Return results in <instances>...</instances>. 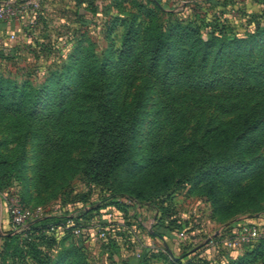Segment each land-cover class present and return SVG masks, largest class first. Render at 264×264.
Returning a JSON list of instances; mask_svg holds the SVG:
<instances>
[{
    "label": "rangeland",
    "instance_id": "rangeland-1",
    "mask_svg": "<svg viewBox=\"0 0 264 264\" xmlns=\"http://www.w3.org/2000/svg\"><path fill=\"white\" fill-rule=\"evenodd\" d=\"M183 5L43 0L20 20L0 22V49L18 47L15 58L0 55V72L11 86L31 92L29 113L39 118L35 140L28 141L25 128L0 118V152L7 159L0 160V202L8 211L16 199L46 214L59 208L75 214L81 228L79 235L30 234L11 224L0 234V264H264V242L230 249L225 240L232 231L224 230L235 216L231 222L264 223V113L231 144L222 143L228 134L216 135L264 107V0H201L195 10ZM35 19L37 38L31 39L24 28ZM203 20L216 24L210 46L209 32L201 39L194 30L175 31ZM156 38L169 47L158 67L150 62ZM99 80L118 111L143 94L131 164L112 184L92 181L81 163L95 144L91 87ZM193 143L227 146L225 157L238 167L187 176L199 145L177 163L165 160ZM102 230L106 235L98 237ZM11 231L19 242L4 260Z\"/></svg>",
    "mask_w": 264,
    "mask_h": 264
},
{
    "label": "trees",
    "instance_id": "trees-1",
    "mask_svg": "<svg viewBox=\"0 0 264 264\" xmlns=\"http://www.w3.org/2000/svg\"><path fill=\"white\" fill-rule=\"evenodd\" d=\"M160 0H155L158 2ZM201 0H189L188 3L184 4V9L190 8L191 10L197 9L199 7ZM39 19H35L32 23H29L25 26V32L27 36L32 37L31 39L37 38L36 35V27H38ZM203 23L194 27V24L187 26H177L175 31L179 29L183 32L181 36L188 35L186 32L188 29L194 30L196 36H200L203 38V33L209 32V36H207L208 46L212 45L216 36L212 35L216 24H214L213 20H203ZM202 27H205V31L202 30ZM219 33H223V30H219ZM130 34V33H129ZM180 36V37H181ZM214 36V37H213ZM161 37V35H160ZM175 44V43H174ZM153 51L150 62L154 67H158L159 60L161 59L165 51H168L169 47L166 43H164L160 38H156L153 43ZM17 45L11 47H4L0 49V55L3 58H15L18 55ZM160 57V59H159ZM166 60H169L166 58ZM10 78L6 77L0 72V118L8 117L11 119L13 126L18 128H25V132L28 133L27 136L29 138L26 140H35L33 136V124H36L39 121V118H36L35 111L29 113L32 109L34 110V105H30L31 100V92L27 91L25 88H20L15 85L11 86ZM105 82L99 80V83L93 85L92 88V120L89 123L91 126V135L94 137L93 146L87 152V154L83 157L81 163L83 166V170L87 176L91 178L92 181L100 183V184H112L116 182L121 174L124 172L126 167L131 164V149L133 140L136 134V125H137V114L142 107V97L143 94L140 93L138 96V100L135 101L131 106L117 110V106L114 104L112 100H110L105 92ZM208 82L197 83L198 86H205ZM31 108V109H30ZM264 113V107L255 108L250 114L240 117L232 128L223 129L219 128V131L216 132V135L219 134H228L225 139L222 140V143L226 142L227 144H231V139L236 136L238 133L242 134L246 129L251 128L252 126L257 127L259 121L262 118ZM92 124V125H91ZM23 127V128H22ZM237 128L238 131L235 134L230 135L231 129ZM254 133V132H252ZM238 134V135H239ZM32 135V136H30ZM193 143L190 147L186 148L184 151L175 152L172 155H169L165 158L168 162H179L182 159L183 154L190 152L192 153L198 145L199 149V161L195 158H191L187 163H190V170L188 175H192L196 173L197 170H205L214 171L215 174H223L225 171H231L236 169L238 166V162H230V158L225 157L224 152L227 151V146H217L216 148H210L209 144H197ZM0 160L4 162L7 161L5 154L0 152ZM237 163V164H236ZM56 167V164H51ZM189 165H187V169ZM214 175V174H213ZM121 187V185H119ZM118 196L121 195H129V197L137 196L134 192L131 191H123L117 190ZM138 197V196H137ZM235 217L228 219L225 223L233 221ZM69 219L74 220V226L67 227V221ZM79 220L75 214L69 213L67 211H62L60 213H51L47 214L41 218L32 220L29 222L28 226L24 228V231L30 234L34 233H57L51 232L52 226H62L64 230L57 234H63L66 232H73L74 227H79ZM19 233L18 232H9V235L5 237L2 256L3 259L5 256L10 254L15 247L18 245ZM260 242H264V239ZM5 260V259H4ZM3 263V262H1ZM174 264H197L194 260H188L185 262H176Z\"/></svg>",
    "mask_w": 264,
    "mask_h": 264
},
{
    "label": "built area",
    "instance_id": "built-area-1",
    "mask_svg": "<svg viewBox=\"0 0 264 264\" xmlns=\"http://www.w3.org/2000/svg\"><path fill=\"white\" fill-rule=\"evenodd\" d=\"M182 4H186L189 0H181ZM43 0H0V22L11 23L16 20H20L26 12L31 10H39L42 6ZM11 39H15L16 35L11 34ZM59 208H55L52 213H60ZM9 213L11 222L15 228H26L30 221L41 218L45 215L44 210L36 209L32 210L25 206L20 200H15L11 206H9ZM74 220L69 219L67 221V227L74 226ZM64 228L62 226L51 227V232H62ZM224 230L232 231L231 235L226 238V246L230 249L239 248L246 243L263 240L264 239V223H256L253 221H236L229 222ZM74 234H81L80 227H74ZM106 232L104 230L99 231L98 237H104ZM182 237L186 236L185 232H181ZM4 264V263H3Z\"/></svg>",
    "mask_w": 264,
    "mask_h": 264
},
{
    "label": "crops",
    "instance_id": "crops-1",
    "mask_svg": "<svg viewBox=\"0 0 264 264\" xmlns=\"http://www.w3.org/2000/svg\"><path fill=\"white\" fill-rule=\"evenodd\" d=\"M11 217L8 209L0 202V234L11 227Z\"/></svg>",
    "mask_w": 264,
    "mask_h": 264
}]
</instances>
